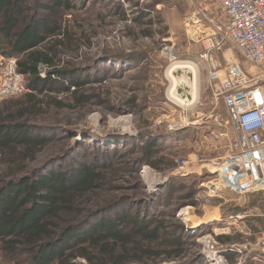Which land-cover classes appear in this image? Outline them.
<instances>
[{
  "label": "rangeland",
  "instance_id": "rangeland-1",
  "mask_svg": "<svg viewBox=\"0 0 264 264\" xmlns=\"http://www.w3.org/2000/svg\"><path fill=\"white\" fill-rule=\"evenodd\" d=\"M47 1L24 0L25 14L50 13L41 8ZM74 2L75 10L61 7L58 11L72 37L58 46L57 62L74 79H86L82 90L91 95V102L77 108L46 105L48 112L36 122L55 126L61 136L46 153L63 155L72 148L67 159L75 165L81 160L108 167L103 170L100 193L116 204L106 215L139 213L150 200L156 208L153 216L165 220L172 233L177 225L184 226L183 247H173L163 236L141 245L143 250L156 251L147 264H211V252L221 264H264V192L236 195L224 190L210 198L202 186L217 178L210 173L209 161L226 156L237 136L225 105L209 88L207 65L199 57L206 38L200 30L210 24L187 21L195 12L221 21L224 17L216 0ZM225 55L247 66L230 44ZM177 59L197 64L196 75L189 74L198 79L197 100L192 101V85L183 91L187 93L183 103L168 98L166 71ZM49 95L72 106L67 92ZM129 103L135 105L131 112ZM140 137L156 141L157 155L164 158L156 168L143 164L135 171L134 161L141 153L132 144ZM185 159L189 161L186 172L177 173L176 160ZM145 211L152 215V210ZM5 262L0 253V264ZM79 264L88 263L80 258Z\"/></svg>",
  "mask_w": 264,
  "mask_h": 264
},
{
  "label": "trees",
  "instance_id": "trees-1",
  "mask_svg": "<svg viewBox=\"0 0 264 264\" xmlns=\"http://www.w3.org/2000/svg\"><path fill=\"white\" fill-rule=\"evenodd\" d=\"M61 7L72 11L77 6L74 0H48L41 8L50 13L30 17L24 0H0V52L17 58L30 89L2 99L0 105V253L5 264H79L80 258L88 264H147L156 251L141 245L163 236L173 247H183L184 226L177 225L172 233L165 220L153 216L156 208L150 200L139 213L106 215L116 204L100 193L108 167L81 160L75 165L67 159L72 148L63 155L46 153L61 139L58 128L36 122L48 112L46 105L77 108L91 102V95L82 90L86 79H74L58 67V46L72 37L61 24ZM41 66L48 67L45 76ZM64 92L72 106L49 95ZM134 107L129 103L128 110ZM132 145L141 153L135 171L143 164L156 168L164 159L157 155L153 139L140 137Z\"/></svg>",
  "mask_w": 264,
  "mask_h": 264
},
{
  "label": "built area",
  "instance_id": "built-area-1",
  "mask_svg": "<svg viewBox=\"0 0 264 264\" xmlns=\"http://www.w3.org/2000/svg\"><path fill=\"white\" fill-rule=\"evenodd\" d=\"M216 4L224 17L221 21L203 18L200 12L187 17L188 22L210 24L200 30L206 38L199 57L207 65L209 88L225 105L237 133L232 150L209 161L210 173L217 178L202 186L210 198L224 190L236 195L264 192V0H216ZM228 44L247 66L238 58H227ZM43 67L41 76L46 73ZM26 92L30 89L17 58L0 52V100ZM176 163V172L184 174L189 161Z\"/></svg>",
  "mask_w": 264,
  "mask_h": 264
},
{
  "label": "bare ground",
  "instance_id": "bare-ground-1",
  "mask_svg": "<svg viewBox=\"0 0 264 264\" xmlns=\"http://www.w3.org/2000/svg\"><path fill=\"white\" fill-rule=\"evenodd\" d=\"M188 60V59H187ZM187 60H176L173 63L169 65L167 68V77L170 80V87L168 90V98L172 100V102H175L177 104L183 103L184 100H186L185 96L183 97L181 92L179 91V87H182L185 91L187 89V86L192 85L193 91H192V98L194 100H197L199 96L198 91V79L193 80L192 78H189L187 75H182L180 77H177L174 75V72L178 69H182L184 71H191L196 75L197 73V64L192 61ZM187 94V93H186ZM188 106V105H187ZM149 170V169H148ZM145 172V171H144ZM186 209V208H185ZM182 211L181 214L185 213L186 211ZM208 259L212 261L211 264H221V261L218 260L216 255L211 252L208 254Z\"/></svg>",
  "mask_w": 264,
  "mask_h": 264
},
{
  "label": "water",
  "instance_id": "water-1",
  "mask_svg": "<svg viewBox=\"0 0 264 264\" xmlns=\"http://www.w3.org/2000/svg\"><path fill=\"white\" fill-rule=\"evenodd\" d=\"M175 74H176V76L177 77H180V76H182V75H187L189 78H191V76L189 75L190 74V71H184V70H182V69H178V70H176L175 71ZM187 88H189L190 89V86H187ZM179 91L182 93L181 95L184 97L185 96V98H186V95L187 94H185L183 91V88L182 87H179ZM188 94H190V93H188Z\"/></svg>",
  "mask_w": 264,
  "mask_h": 264
}]
</instances>
